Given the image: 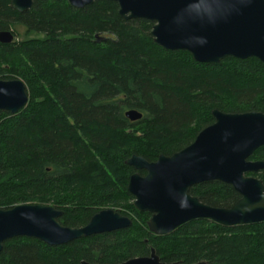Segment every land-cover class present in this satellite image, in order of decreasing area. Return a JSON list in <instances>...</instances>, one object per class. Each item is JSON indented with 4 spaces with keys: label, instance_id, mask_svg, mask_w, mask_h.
<instances>
[{
    "label": "trees",
    "instance_id": "trees-1",
    "mask_svg": "<svg viewBox=\"0 0 264 264\" xmlns=\"http://www.w3.org/2000/svg\"><path fill=\"white\" fill-rule=\"evenodd\" d=\"M10 1L0 0V31L17 35L11 27L22 26L25 37L0 44V79H21L29 95L18 113H0V209L50 205L63 212L61 225L79 228L111 208L132 225L60 246L12 238L0 264H120L151 249L166 263L264 264V222L194 220L168 235L151 233V214L133 206L134 169L125 164L134 154L153 162L180 151L213 123L214 109L264 113V65L233 57L200 63L166 50L150 36L151 21L123 19L110 0L81 9L36 0L22 13ZM128 110L141 119L128 120ZM249 159L264 160V146ZM246 175L264 184V170ZM190 194L220 208L239 199L220 181L194 185Z\"/></svg>",
    "mask_w": 264,
    "mask_h": 264
},
{
    "label": "water",
    "instance_id": "water-1",
    "mask_svg": "<svg viewBox=\"0 0 264 264\" xmlns=\"http://www.w3.org/2000/svg\"><path fill=\"white\" fill-rule=\"evenodd\" d=\"M36 0H11L19 13ZM76 9L100 0H66ZM123 19H146L153 23L150 36L166 50H183L200 63H219L226 57L255 58L264 65V0H110ZM13 34L0 31V44L13 42ZM28 103V92L20 79H0V113H18ZM134 122L142 114L128 110ZM213 123L180 151L160 155L149 162L132 155L125 164L134 169L127 190L139 212L151 214L148 230L168 235L194 220H208L224 227L264 222V184L247 173L264 170V160H250L264 146V113H225L212 110ZM139 171H145L141 176ZM209 181L230 185L239 199L229 208L206 205L190 194L192 186ZM60 209L44 204H20L0 209V251L6 240L35 238L49 246L65 245L95 234L129 228L132 220L106 208L79 228L58 222ZM81 264H96L82 261ZM120 264H180L162 262L155 250ZM193 264H206L198 262Z\"/></svg>",
    "mask_w": 264,
    "mask_h": 264
},
{
    "label": "rangeland",
    "instance_id": "rangeland-1",
    "mask_svg": "<svg viewBox=\"0 0 264 264\" xmlns=\"http://www.w3.org/2000/svg\"><path fill=\"white\" fill-rule=\"evenodd\" d=\"M11 29H14L17 32V35L15 37L16 41H21L25 37V34H24L25 29L22 26H14V27H11ZM33 37H35L34 34L31 35V38H33ZM31 38H25V39H31ZM14 79H19V78H14ZM28 95H29V93H28Z\"/></svg>",
    "mask_w": 264,
    "mask_h": 264
},
{
    "label": "flooded vegetation",
    "instance_id": "flooded-vegetation-1",
    "mask_svg": "<svg viewBox=\"0 0 264 264\" xmlns=\"http://www.w3.org/2000/svg\"><path fill=\"white\" fill-rule=\"evenodd\" d=\"M1 31H4V30H1ZM8 31H10V32L13 34V38H14V39H13V42L16 41V40H15L16 35H15L14 31H13V30H10V29H9ZM256 112H260V111H256ZM134 172H135V171H134ZM134 172H133V173H134ZM139 174H140V172H139ZM145 174H146V173H145V171H144V174H140V175H141V176H144ZM129 177H130V176H129ZM128 181H129V179H128ZM127 185H128V184H127ZM133 201H134V199H133Z\"/></svg>",
    "mask_w": 264,
    "mask_h": 264
}]
</instances>
